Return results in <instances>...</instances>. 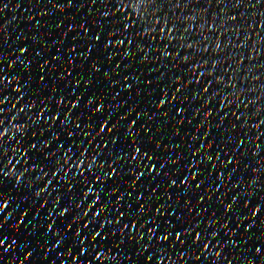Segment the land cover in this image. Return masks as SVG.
Instances as JSON below:
<instances>
[{
	"label": "snow or ice",
	"instance_id": "snow-or-ice-1",
	"mask_svg": "<svg viewBox=\"0 0 264 264\" xmlns=\"http://www.w3.org/2000/svg\"><path fill=\"white\" fill-rule=\"evenodd\" d=\"M0 264H264V0H0Z\"/></svg>",
	"mask_w": 264,
	"mask_h": 264
},
{
	"label": "water",
	"instance_id": "water-1",
	"mask_svg": "<svg viewBox=\"0 0 264 264\" xmlns=\"http://www.w3.org/2000/svg\"><path fill=\"white\" fill-rule=\"evenodd\" d=\"M24 7L26 8L27 7V4H25ZM22 11H24V8L18 9L17 10V15H19V13L22 12ZM25 14H27V13H25Z\"/></svg>",
	"mask_w": 264,
	"mask_h": 264
}]
</instances>
